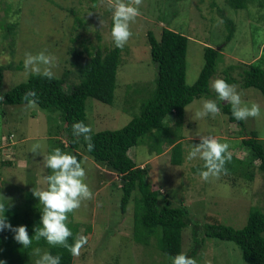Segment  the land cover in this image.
Instances as JSON below:
<instances>
[{
    "label": "rangeland",
    "instance_id": "374dc122",
    "mask_svg": "<svg viewBox=\"0 0 264 264\" xmlns=\"http://www.w3.org/2000/svg\"><path fill=\"white\" fill-rule=\"evenodd\" d=\"M0 2V62L11 66L4 71V92L27 81L33 74L24 68L26 53L35 55L45 52L52 56L53 75L61 76L66 68L75 69L71 67L77 58L74 47L83 50L85 44L88 47L100 45L103 49L107 45L113 46L111 6L115 0ZM139 9L140 14L130 23L132 35L123 46L114 103L106 104L91 97L86 101L87 121L92 130L122 128L140 112L142 101L155 88L157 66L147 38L150 29L158 37L161 36L163 26L188 36V84L197 80L204 65L205 45H224L223 60L211 83L216 79L225 80V70L230 65L253 62L261 55L264 45V0H251L244 8H233L225 0H142ZM223 16L231 18L236 25L234 37L226 43L227 28ZM11 23L17 24L14 31L7 27ZM20 64L21 67L18 66ZM75 70L67 77L69 84L79 80ZM232 76L239 78V70L233 71ZM233 85L240 93L243 104L259 105L260 114L246 119L247 131L256 129L260 138L264 139V96L257 88ZM211 93L206 97L195 98L185 108V119L180 130V139L185 149L184 163L175 165L171 162L172 146L168 144L159 155L151 156L144 144L132 147L129 154L138 165L150 168V179L155 186L162 187V193L169 191L178 198V202H182L183 193L188 187L184 182H191L190 192L194 191L195 196L202 199H190L187 203L199 224L216 222L241 228L247 222L250 207L258 206L264 210V173H256L253 183L241 178L235 186L222 172L218 177L203 180L197 170L193 171V167L202 165L203 161L199 158L186 161L190 146L199 144L196 139H200V136H212L221 142H228L231 153L237 157L247 155L246 148L242 146V138L249 134L241 132L240 127L229 120L222 108L216 116L195 118L194 113L201 106L202 99L216 100L217 94L212 87ZM57 115L51 117L36 103H0L1 161L11 159L15 163L10 167L0 166V199L19 206L24 202L26 191L47 188L48 169L43 158L49 154L52 134H48V127L51 123L52 126L57 125ZM175 119L169 121L171 130L178 127ZM59 134L61 140L67 143L66 133L60 130ZM79 152L86 169L85 182L93 196L83 200L81 206L69 215V221L79 224L78 235L87 237V243L81 248L80 254L74 256V264L164 262L163 253L158 248L145 247L133 238L130 217L134 211V202H131L126 213H121L119 176L97 162L83 148H79ZM192 240V227H189L183 239L184 253L189 251ZM44 252H47L46 248H35L31 264H35ZM198 261L199 264H250L244 260L236 243L219 238L205 239Z\"/></svg>",
    "mask_w": 264,
    "mask_h": 264
},
{
    "label": "trees",
    "instance_id": "16d2710c",
    "mask_svg": "<svg viewBox=\"0 0 264 264\" xmlns=\"http://www.w3.org/2000/svg\"><path fill=\"white\" fill-rule=\"evenodd\" d=\"M225 1L233 8H244L251 0ZM223 20L227 28L224 42L226 43L234 37L236 25L229 17L223 16ZM7 27L14 31L17 29V24L11 23ZM147 38L152 58L157 66L155 88L150 91V96L142 101L140 112L122 128L92 130L91 143L94 145L92 151L88 150V142L83 137L77 138L73 135L72 125L79 121L88 125L86 101L89 97L106 104L114 103L117 71L122 62L124 47L117 48L113 41V46L107 45L105 49L100 45L88 47L86 44L83 45L85 50L74 47L73 51L77 58L75 57L76 61L71 63V67L76 70L68 67L61 76L53 75L51 79L43 75L31 74L27 81L5 92L3 91L4 71L9 65L0 62V103L28 104L23 99L25 93L29 90L35 91L36 105L48 112L51 117L53 114H58L57 127L52 126V123L48 127V134H52L49 135L51 137L49 153L55 148H60L76 155L82 161L79 148H83L97 162L115 172L119 176L122 190L119 206L121 213H126L131 202H134V211L130 217L133 223V238L145 247L158 248L164 256V262L161 264H171L170 257L183 252V239L189 227H192L193 240L186 254L196 260L206 238H219L236 243L246 262L264 264L263 209L258 206L250 207L247 222L241 228L216 222L199 224L187 203L190 199L194 201L202 199L196 197L194 191L190 192L191 182H184L188 187L183 193L182 202H178V198L172 196L169 191L162 193L160 191L162 187L155 186L150 179L149 167L138 165L130 156L129 150L141 144L148 147L151 156L161 154L164 151L163 147L168 144L172 146L171 162L175 165L184 163L185 149L180 139V130L185 119V108L195 98L212 94L211 80L218 71L220 61L223 60V44L218 47L205 45L204 65L197 80L193 84H188V36L163 26L160 37L150 29ZM236 69L239 70V78L232 76V72ZM73 70L77 72L79 80L69 84L67 77ZM225 72L227 75L225 80L229 84L257 88L264 96V45L260 57L255 61L230 65ZM217 103L228 115L229 120L240 127L241 132L249 134L248 137L242 138V146L246 148L247 155L240 158L232 154L231 160L225 164L226 171L222 173L228 176L231 184L235 186L241 178L253 183L256 173L259 171L264 173V139L260 138L256 129L247 131L246 120L238 121L232 116V108L228 102L218 100ZM48 119L52 121L50 117ZM174 119L178 127L171 130L169 121ZM60 130L66 133L67 143L57 135ZM196 142L200 143V139H196ZM7 145L13 147L11 144ZM17 157L20 159L19 154ZM1 160L0 155L1 167H10L14 163L11 159ZM202 167L203 163L195 165L193 171L195 169L199 172ZM49 174L51 169H48L47 176ZM42 208L39 198L35 197L32 191H26L21 205L10 203L7 206L6 216L14 227L26 225L29 235L32 236L35 228L40 225ZM68 223L73 232V236L68 238L71 244L79 236V224L73 221ZM13 237L14 233L8 229L0 232V259L5 260L6 264H31L33 250L37 247L46 248L52 255H59L61 264H74V256L66 247L50 246L43 238L39 240L33 238L32 245L23 248Z\"/></svg>",
    "mask_w": 264,
    "mask_h": 264
},
{
    "label": "clouds",
    "instance_id": "9594fccd",
    "mask_svg": "<svg viewBox=\"0 0 264 264\" xmlns=\"http://www.w3.org/2000/svg\"><path fill=\"white\" fill-rule=\"evenodd\" d=\"M141 3L142 0H128V2L115 0L112 4L111 38L117 48H123L131 37L130 23L140 14L139 5ZM53 61L52 56L39 52L35 55L26 53L23 63L26 71L51 79ZM211 87L217 94L216 100L202 99L201 106L194 113L195 118L203 119L209 115H218L221 109L217 100L227 101L231 105L232 116L238 121L260 114L259 105L243 104L236 86L229 84L226 80L216 79L211 83ZM36 95L35 91L29 90L23 99L31 105L36 102ZM72 130L75 137H83L88 142V150L92 151L94 145L91 143V127L79 121L72 125ZM197 158L203 161V167L199 171L203 180L218 177L221 172L226 171L225 164L232 158L230 145L212 136H200V143L190 146L186 161L191 162ZM43 159L45 167L51 169V174L46 177L47 188L39 191L32 189L33 195L39 198V204L43 205L40 225L35 228L32 236L29 235L26 225L14 227L6 216L7 206L10 203L0 199V232L5 229L12 231L14 240L23 248H29L33 243V238L36 240L43 238L50 246L66 247L73 256H78L81 248L87 243V237L78 236L70 244L68 238L73 236V232L68 222L69 214L78 209L83 200L91 199L93 196L92 190L85 182L86 169L76 155L60 148L53 149ZM170 260L171 264H198L195 258L184 252L177 253L170 257ZM0 264H6V261L0 259ZM35 264H61V257L44 252Z\"/></svg>",
    "mask_w": 264,
    "mask_h": 264
}]
</instances>
